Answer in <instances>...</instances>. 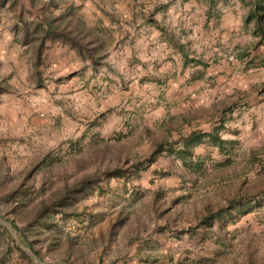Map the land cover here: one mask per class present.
Returning a JSON list of instances; mask_svg holds the SVG:
<instances>
[{
	"label": "rangeland",
	"instance_id": "1",
	"mask_svg": "<svg viewBox=\"0 0 264 264\" xmlns=\"http://www.w3.org/2000/svg\"><path fill=\"white\" fill-rule=\"evenodd\" d=\"M83 1L53 0L55 6L44 8L46 0L0 4V82L7 86L0 90V171L6 178L0 196L22 180L27 189L13 210L0 199V264H264V208L206 232L199 223L205 204L225 205L235 191L247 201L260 188L264 89L254 91L264 82V68L244 67L225 51L219 67L205 45L203 60H196L206 67L169 51L167 73L154 71L161 62L150 64L139 47L130 58L131 47L124 43L122 51L115 42V25L100 26L98 19L109 17L103 8H113L114 0H88L102 9L89 5L91 15ZM63 12L82 21L97 18L89 26L105 41L103 64L93 69L46 42L33 66L31 46L19 41L18 19ZM195 43L199 50L197 42L181 43L189 59ZM116 48L122 51L117 57ZM53 57L65 63L53 67ZM216 126L236 142L226 151L194 147L201 166L190 174L192 182L173 152L144 160L158 142L175 149L180 137ZM137 160L142 164L128 177L102 176ZM95 175L100 178L76 198L75 213L52 214L50 225L24 229L39 252L34 255L12 224L23 227L39 201Z\"/></svg>",
	"mask_w": 264,
	"mask_h": 264
},
{
	"label": "trees",
	"instance_id": "2",
	"mask_svg": "<svg viewBox=\"0 0 264 264\" xmlns=\"http://www.w3.org/2000/svg\"><path fill=\"white\" fill-rule=\"evenodd\" d=\"M242 3L244 0H240ZM7 2V0H0V4ZM13 4L15 0H11ZM212 2V0H209ZM32 4V3H31ZM245 14L243 17V25L250 28V32L253 36L256 37V40L250 46H243L235 54V59L244 63V67H255V68H264V55L260 53H252L257 46L262 45L264 40V0H246L245 3ZM55 6L56 3L53 0H46L42 3L41 7ZM72 14L63 12L58 13L55 16H50L46 14L38 15V18H35L33 21L26 22L21 18L18 19V34L19 41L22 44L30 45L33 50V66H36L40 62L41 52L46 44V42H56L60 45L67 47L69 50L73 51L75 55L89 63V65L94 69L97 65L103 64L104 52L106 48L105 41L102 40L98 35V29L96 27H90L84 21L79 18L70 17ZM93 32L95 34H93ZM183 55V62L188 60L193 64H198L201 67H206L207 64L204 61L187 58L185 54ZM38 76V75H37ZM199 76V75H196ZM7 86L4 83L0 82V90H4ZM264 89V82H261V87L256 89L254 92L260 94L261 90ZM259 97L258 99H261ZM228 107L222 108L221 112L225 113ZM221 118L218 119V126L222 124ZM214 127L208 131H194L190 132L185 136H182L178 139V147L175 149L169 148V145H164L162 142L155 144L154 149L149 152L147 156L144 157L146 163H150L154 157L159 152L169 151L173 152L174 156L177 157L182 165L184 166L183 174L185 177H188L189 180L192 179L191 173H198L201 161L198 157L193 155V148L200 145H210L217 150L226 151L231 149L235 144V139L223 138L219 132L218 128ZM252 154V153H251ZM142 164V161L137 160L129 164V166H115L111 169L105 170L102 173V176L105 179L109 178H119V177H128L133 172L137 171L136 169ZM1 165V164H0ZM2 171V168L0 166ZM0 171V183H5L6 178L5 174ZM165 173L159 172V175H164ZM258 174L261 175V185L256 193L246 201L241 198L237 191H235L226 201L225 205H216L210 206L205 204L204 215L202 216L199 223L203 225L206 231H210L215 225L217 227H222L223 224L227 222H232L235 216L239 214H245L253 212L255 210L260 211L264 208V165L260 166ZM100 176H92L88 178H83L78 182L63 187L58 193L53 197L48 198L47 200H41L35 208L33 216L29 221L21 228H17L15 223V230L17 231V237L20 242L26 246L34 255L39 256V252L33 246L32 238L26 237V234L23 232L24 229H30L34 225L48 226L50 225V218L52 214L59 213L60 215H68L75 213L73 209V204L79 195L83 194L90 186L95 184ZM27 192V189L23 183V180L20 181L16 186L10 187L0 196L1 201L5 205H8L9 210H13V205L19 206L21 203V197ZM157 193L154 192V199L156 198ZM7 211V209H6ZM13 223V222H12ZM0 228L1 225H0ZM218 241V239L216 240ZM220 241V238H219Z\"/></svg>",
	"mask_w": 264,
	"mask_h": 264
},
{
	"label": "crops",
	"instance_id": "3",
	"mask_svg": "<svg viewBox=\"0 0 264 264\" xmlns=\"http://www.w3.org/2000/svg\"><path fill=\"white\" fill-rule=\"evenodd\" d=\"M108 1L111 3V0H106V3ZM114 2L113 8H109L106 4L102 10L101 6L85 0L83 1L84 12L90 14L89 5L103 12L106 10L109 17L99 18L98 21L101 27L115 25V42L121 44L119 46L121 50L125 48L124 43L129 45L131 47L129 52L132 53L130 58H133L139 47L144 51L150 64L153 63L156 67L161 62V70L157 67V69L153 67L152 70L163 74L169 69L165 63V60L170 57V55L167 56L169 51L170 54L171 52L180 54L183 61L181 54L186 52L182 50L183 41H194L199 44V50L195 43L189 51L188 56L194 59L203 60L204 52H207L204 47L208 45L212 48V56H215L217 66L223 67L221 60L224 55H221V51L227 52L229 59L230 54L235 56L237 48L250 46L256 40L250 28L243 25L246 8L240 0H212V2L209 0H114ZM82 19L90 26L97 21L96 17L94 20L86 17ZM54 46L56 52L62 49L67 51L74 61L78 59L75 53L66 49L65 46L60 44ZM122 51L119 52L116 48L115 56L117 57L118 52L122 53ZM252 53L264 55V40L262 45L257 46ZM185 56L187 57L186 54ZM54 57L51 60L53 67L65 63L62 62L65 61L64 59L55 60Z\"/></svg>",
	"mask_w": 264,
	"mask_h": 264
}]
</instances>
